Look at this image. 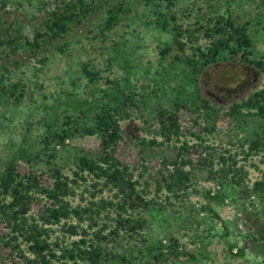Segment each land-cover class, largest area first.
<instances>
[{"label":"rangeland","instance_id":"obj_1","mask_svg":"<svg viewBox=\"0 0 264 264\" xmlns=\"http://www.w3.org/2000/svg\"><path fill=\"white\" fill-rule=\"evenodd\" d=\"M52 1L0 0V19L8 23L22 21L25 36L32 41L29 29L41 28L46 10L54 6ZM125 1L128 5L119 13L114 28H104L109 9L105 7L66 39L50 47L46 62L40 60L42 56L34 58L19 51L14 57L11 48L0 49V80L5 78L8 84H17L16 97L23 95L0 105V173L14 162L24 174L47 172L55 165L72 177L76 159L95 155L101 142L78 132L64 147H56L55 152L43 142L49 129H67L66 116L84 117L88 110L83 104L85 101L94 102L114 91L121 102L122 93L129 95L131 91L135 94L132 96L135 106L122 109L123 141L119 158L131 167L136 178L144 176L141 182H153L151 178L158 175L162 158L175 157L182 143L174 140L159 147H143V143L164 142L158 131V110H176L178 96L184 93L190 101L187 110H181V131L185 135L181 141L193 147L192 165L187 170L191 169L194 179L188 194L173 195L164 210L153 209L141 214L147 220L142 234L118 240L108 249L115 253L123 248L141 250L159 242L169 246L171 240H176L183 255L170 257L169 264H264V253L258 243L262 242L260 235L264 231V202L255 193H249L248 197L243 193L247 187L252 190L264 170L260 157L245 161L244 151L254 139L255 129L251 123L238 127L225 114L233 104L264 89V73L254 63L228 60L209 66L195 81V74L174 60L176 56L182 57V53L174 46L170 32L176 24L184 29L198 27L197 20L205 14L227 16L231 13L238 24L248 25L253 40L251 60L264 62V0H171L172 7L163 0ZM119 2L111 0L112 6ZM155 10L169 14L170 18L175 16L176 21H170L169 32L156 25ZM203 42L200 38L199 43ZM167 46L172 51L162 54ZM187 51L190 53L189 47ZM14 60L19 61L18 66ZM86 64L97 74L96 81L83 74ZM197 89L203 98L222 110L221 117L215 121L216 132L211 135L204 130L211 126L198 118L191 103ZM79 121L83 123V119ZM193 133L202 134L205 143ZM198 144L209 147V152ZM209 153L214 156L213 163L206 160ZM230 155L246 171L243 187L221 179L220 157ZM83 188L73 201L75 206L86 204L81 197L89 194L85 195ZM208 192L221 194L224 200L213 202ZM204 207L212 208L214 213ZM10 252L0 248V264L19 263L16 253L11 256ZM187 253L194 255L198 263L191 261Z\"/></svg>","mask_w":264,"mask_h":264},{"label":"trees","instance_id":"obj_2","mask_svg":"<svg viewBox=\"0 0 264 264\" xmlns=\"http://www.w3.org/2000/svg\"><path fill=\"white\" fill-rule=\"evenodd\" d=\"M119 1L118 5L112 6L111 0H54L52 9L46 10L41 28L29 29L32 41L26 38L25 24L22 21L8 23L0 19V49L11 48L14 57L19 55V51L27 52L34 58L42 56L40 60L46 62L50 47L66 39L90 20L94 13L105 7L109 9L104 28H114L118 24L119 13L124 12L128 5L125 0ZM163 1L168 2L169 7L173 6V1ZM155 15L156 25L162 31L169 32L170 21H176L175 16L171 15L170 18L169 14L159 10H155ZM237 21L231 13L227 16L205 14L201 20H197L198 27L184 29L180 24L174 25L170 31L173 43L182 53V57L176 56L174 60L193 72L195 81L209 66L228 60L254 63L264 73V62L251 60L253 40L248 25L238 24ZM200 38L204 40L203 43H199ZM188 47L190 53L187 51ZM171 51L167 46L162 54H169ZM14 62L18 66L19 61ZM82 71L91 81H96L97 74L89 65H84ZM18 88L17 84L10 85L5 78L1 79L0 105L10 103L12 97H23L22 94L19 98L16 97ZM112 92L105 93L94 102L85 101L83 104L88 110L84 117L66 116L64 120L67 129L58 131L50 128L43 139L55 152L56 147H64L66 141L78 132L85 138L101 142L95 155L76 159L72 177L50 162L48 166L52 167L47 172L24 174L19 171L16 163L10 162L0 173V248L11 250V256L16 253L20 259L17 264H169L170 257L179 258L183 255L178 250L176 240H171L169 246L159 242L145 249L123 248L124 250L116 253L110 252L108 247L126 237L141 235L147 224L146 218L141 214L153 209L164 210L168 205L166 202L173 195L180 197V194H188L194 179L191 169L187 170L192 165L190 153L193 147L187 141H181L185 137L181 131V110H187L190 98L181 93L175 103L176 110H158V131L164 142L152 140L148 144L143 143V147H159L174 140L182 145L175 157L162 158L158 175L151 178L153 182H141L144 176L136 178L131 167L119 158L124 119L121 113L123 107L135 106L132 97L135 94L131 91L130 96L122 93L123 100L120 102ZM191 103L198 118L211 126L204 128L205 132L209 135L216 132L215 121L221 117L222 110L203 98L198 89ZM225 114L238 127L253 124L254 139L248 150L244 151L245 161L250 157H260V163L264 164V89L233 104ZM81 119L83 123L79 121ZM59 120L60 118L57 119L58 122ZM193 135L205 143L202 134ZM199 145L209 152V147H203V144L197 146ZM141 151L144 153V150ZM53 156L55 158L54 154ZM208 157L206 160L213 163L212 153ZM220 160L223 163L220 175L224 183L243 187L246 171L238 167L236 157L221 156ZM151 187L154 189L151 190ZM81 188L85 195H89L81 197V201L86 202L85 206H75L73 201ZM251 192L264 202V170L252 190L247 187L243 193L248 197ZM107 193L109 196L105 197ZM207 195L213 202L224 200L221 194L212 195L208 192ZM204 209L214 213L210 207ZM215 216L218 217V214L215 213ZM261 233L262 242L258 243L264 253V231ZM185 255L198 263L194 255ZM240 255H243V251H240Z\"/></svg>","mask_w":264,"mask_h":264}]
</instances>
